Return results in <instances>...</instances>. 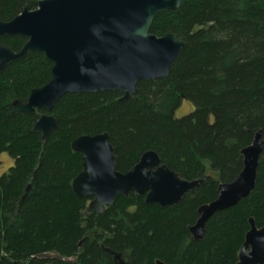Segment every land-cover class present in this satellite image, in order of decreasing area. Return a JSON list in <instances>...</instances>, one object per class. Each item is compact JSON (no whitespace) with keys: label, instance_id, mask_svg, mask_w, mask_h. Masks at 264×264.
Instances as JSON below:
<instances>
[{"label":"trees","instance_id":"trees-1","mask_svg":"<svg viewBox=\"0 0 264 264\" xmlns=\"http://www.w3.org/2000/svg\"><path fill=\"white\" fill-rule=\"evenodd\" d=\"M38 1L0 0V21ZM149 31L185 42L168 76L137 83L125 100L120 91L64 95L38 111L56 119L44 142L33 131L38 114L13 115L12 102L45 85L51 63L28 52L0 70V153L14 161L0 175V264H118L113 253L126 264H236L248 219L264 227V0H182L176 12L158 14ZM25 41L0 35V45L14 52ZM182 100L194 109L175 117ZM258 130L263 148L253 190L213 215L203 240L192 241L197 209L237 177L241 151ZM103 132L117 171L151 150L181 179L201 183L170 207L146 205L132 193L101 214L89 210L91 197L71 190L82 159L70 144Z\"/></svg>","mask_w":264,"mask_h":264},{"label":"water","instance_id":"water-1","mask_svg":"<svg viewBox=\"0 0 264 264\" xmlns=\"http://www.w3.org/2000/svg\"><path fill=\"white\" fill-rule=\"evenodd\" d=\"M180 4L181 0H39L35 9L25 7L11 20L0 21V35L26 39L18 52L0 45V70L28 52H41L51 63L47 83L31 89L25 102L13 101L12 114L49 111L66 94L120 91L125 100L136 94L137 83L167 77L185 42L171 33L158 37L149 29L158 14L176 12ZM55 127L56 119L41 113L33 131L44 142ZM70 146L82 159L71 190L77 198L91 197L87 207L97 214L113 205L118 196L132 193L144 196L146 205L170 207L201 183V179H181L151 150L127 172L117 171L106 132L80 135ZM262 148L258 130L241 151L243 168L237 177L220 183L215 199L197 209L198 218L188 229L192 241L203 240L213 215L234 207L251 193ZM29 190L27 185L21 201ZM248 224L236 264H264V227H256L252 218ZM112 255L118 264H126L120 255ZM155 264L164 263L156 260Z\"/></svg>","mask_w":264,"mask_h":264},{"label":"rangeland","instance_id":"rangeland-1","mask_svg":"<svg viewBox=\"0 0 264 264\" xmlns=\"http://www.w3.org/2000/svg\"><path fill=\"white\" fill-rule=\"evenodd\" d=\"M194 104L189 100H182L181 104L175 109L174 116L181 117L193 111ZM14 163L7 153H0V175L7 171Z\"/></svg>","mask_w":264,"mask_h":264},{"label":"flooded vegetation","instance_id":"flooded-vegetation-1","mask_svg":"<svg viewBox=\"0 0 264 264\" xmlns=\"http://www.w3.org/2000/svg\"><path fill=\"white\" fill-rule=\"evenodd\" d=\"M181 3H182V0H181ZM181 5V4H180ZM180 7V6H179ZM91 200V199H90ZM89 203V202H88ZM88 206V205H87ZM88 208V207H87ZM257 227V226H256ZM258 228H262V227H258ZM239 252V251H238ZM238 257V256H237ZM238 259V258H237Z\"/></svg>","mask_w":264,"mask_h":264}]
</instances>
